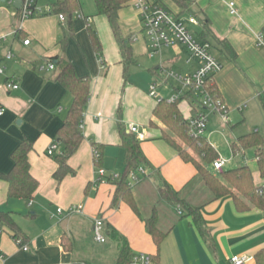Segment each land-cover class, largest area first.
I'll list each match as a JSON object with an SVG mask.
<instances>
[{
  "label": "crops",
  "instance_id": "obj_1",
  "mask_svg": "<svg viewBox=\"0 0 264 264\" xmlns=\"http://www.w3.org/2000/svg\"><path fill=\"white\" fill-rule=\"evenodd\" d=\"M79 2L81 18L73 23L79 52L75 40H70L67 51L62 52L59 45L62 22L58 16L44 14L20 20L16 7L13 5L11 9L6 0H0V37L6 36L0 53L11 51L13 54L14 44L18 42L20 50L29 53L35 51L24 56L33 62L36 58L42 60L31 63V69L24 70L15 66L8 72L9 68L5 65V77H13L18 82L17 91H6L0 84V174H7L11 170L12 152L23 140H27L33 144L28 155L30 173L38 182L33 199L25 201L9 199L7 183L0 179V212L12 214L24 235L23 243L18 244L8 230H0V264H116L123 240L127 241L133 256L129 264H231L233 256L251 257L252 261L245 264H256L253 257L264 248L263 211L249 205V210L238 212L231 197L210 202L203 188H186L195 179L196 169L191 163H185L173 148L160 139L161 129L149 127L152 111L158 101L149 95V89H138L129 68L127 76L124 74L113 35L111 38L105 33V42L101 38L99 54L93 47L94 54H87L81 46L85 31L89 38L90 21L98 27L102 26L105 18L97 16L93 2L91 9L85 5L82 8V0ZM229 2L235 4V15L230 14ZM151 3H157L181 18L194 16L200 23L198 27H201L202 21L208 22L212 53L222 65V69L213 77L214 86L228 115L231 108H237L243 115V109L248 108L249 104L260 105L259 96L264 94V50L257 46L256 35L260 33L264 37V0H192L189 15L180 9L173 11L168 4L173 3L172 0H155ZM48 5L37 2L43 12ZM122 15L125 21H130L129 30L134 32L140 28L136 38L142 37V45L146 52L149 51L148 40L141 35L142 26L136 11ZM90 16L94 17L93 21ZM122 22L121 19V26ZM19 34H24L23 40L19 39ZM130 34H133L131 36L135 41V34ZM8 38H12L10 44L7 43ZM24 40H29L30 45L24 46ZM219 41L231 46L236 54L235 62L224 54ZM179 48H173L178 50V54H175L172 62H177L183 52L187 53L183 47ZM82 50L83 54H80ZM61 55L73 65L79 77L91 78V87L81 124L84 138L68 160L74 173L58 183L53 178L57 168L54 155L61 148L56 135L72 97L53 80L55 69L49 71L43 64L47 59ZM139 55L133 52L134 57ZM14 58L13 54V60L9 62L15 64ZM188 59L189 56L185 63L189 69L181 74H190L197 67L196 62ZM158 68L144 70L148 73L144 75L146 82L149 79L150 86L156 83L155 70ZM180 107L186 116L195 115L186 103ZM241 107L244 108L239 110ZM217 115H209L208 120L212 116L219 119ZM129 125L136 126L144 133L140 146L150 163V167L144 169L145 174L132 184L133 195L140 203L144 194L152 193L157 200L154 205H157L162 221L161 228L169 230L161 244L158 263L150 260V256L156 254V247L144 222L126 203L113 205L116 187L109 178L112 174L120 175L125 168V151L121 146L119 127L129 132ZM54 143L58 151L49 156L47 150ZM94 146L101 148L102 161L98 166L93 157ZM99 168L105 170L108 176L106 180L99 181ZM224 169L227 170V163ZM253 180L264 191V177L259 172L255 177L253 175ZM163 182L173 190L181 191L186 200L202 208L203 219L213 240L212 250L199 235L191 218H181L182 214L174 207L158 203V190ZM154 205L147 204L145 210L150 214ZM77 206L82 207L80 212L74 210ZM58 210L61 212L58 213ZM140 210L143 218L148 217L149 214L142 213V208ZM97 217L104 222L105 242L102 244L93 238V223ZM114 231L118 239L112 236L111 232ZM63 241L69 245L68 249ZM23 246H26V251ZM141 256L149 261L140 260Z\"/></svg>",
  "mask_w": 264,
  "mask_h": 264
},
{
  "label": "trees",
  "instance_id": "obj_2",
  "mask_svg": "<svg viewBox=\"0 0 264 264\" xmlns=\"http://www.w3.org/2000/svg\"><path fill=\"white\" fill-rule=\"evenodd\" d=\"M132 1L93 0L97 16H102L107 20L113 38L118 46L126 76L128 68L135 63L132 51L134 38L131 35L125 37L121 34L119 20L121 11L128 8ZM172 2L182 13H185L188 12L192 0H172ZM49 6L51 11L50 15H62L64 17V21L62 22V38L59 41L61 50L64 52L68 40L74 36L73 18L74 14L76 15L80 11V2L79 0H53ZM16 11L20 13L19 8H16ZM201 27L202 30L198 34L199 39L209 42L208 35L210 29L208 22L202 21ZM88 31L91 45L95 52L99 54L101 44L97 33L90 27H88ZM19 39L23 40L24 34H19ZM219 44L224 54L232 62H235L236 54L231 46L225 41H219ZM46 63L54 65L55 72L53 80L61 84L72 97V103L56 135V141L61 148L60 152L54 155L57 168L53 174V178L60 183L66 176L74 173L68 165V160L78 150L84 138L81 124L85 108L90 98L91 78L79 77L73 65L64 55L49 58L46 60ZM211 80L209 79V81ZM216 91V94L221 98L219 91ZM259 101L264 113V94L259 96ZM182 103H186L195 113L200 108L197 97L192 92L180 96L174 102H168L164 99L160 100L156 103L152 111L153 117L149 122V127L161 129L160 139L164 140L173 148L185 163H191L195 167L196 177L186 185V188L191 186H196L198 189L199 186L203 188L202 184L198 182L201 181L205 189L209 191L208 196L210 197V202L231 197L238 212H245L249 210V205H252L264 213V191L254 184L253 174L248 166L244 165L227 169L220 175L214 174L211 170V166L219 157V154L204 136L196 138L189 135V117L182 111L180 107ZM119 136L121 146L125 151V168L118 179L113 181L116 187L113 196V205L119 202L126 203L144 222L145 229L156 247V254L150 256V260L153 263H158L160 247L169 230L164 231L161 228L162 221L157 211V205L152 207L148 217L143 218L141 216L140 203L133 195L132 186L129 185L130 174L136 172L139 168L146 169L150 167V163L142 152L140 141L134 134L127 132L125 128L120 126ZM32 148L33 144L31 142L23 140L11 154L13 163L11 170L7 174H0V179L7 183V197L9 199H22L25 201L33 199L38 182L30 173L28 155ZM93 148L99 153V158L95 160L97 162L96 164L97 166L101 165V148L97 146ZM247 149H253L259 175L264 177V136L258 130L240 136L231 144L233 153ZM158 194V203H164L174 207L177 211L181 212V218H191L199 235L209 249L212 250L213 240L210 237L209 230L203 219L201 213L202 208L190 203L181 191L173 190L166 182H163L158 190ZM0 230H8L14 240H20V243H23L24 235L15 224L12 214L0 212ZM111 234L115 239H118V234L115 231L111 232ZM63 245L66 249L69 248V245L64 241ZM132 260L133 256L127 241H121L116 264H129ZM253 260L256 264H264V248L255 253Z\"/></svg>",
  "mask_w": 264,
  "mask_h": 264
},
{
  "label": "built area",
  "instance_id": "obj_3",
  "mask_svg": "<svg viewBox=\"0 0 264 264\" xmlns=\"http://www.w3.org/2000/svg\"><path fill=\"white\" fill-rule=\"evenodd\" d=\"M39 0H10V4L14 5L16 2L20 3V20H26L44 14H50V6H47L45 12L37 6ZM132 7L135 9L142 26V31L147 37L149 43L148 56L150 58L155 57L161 53L162 48H175L177 46L183 47L188 56V61L196 62L195 71L190 74H181L173 71H167L162 69L165 73L166 79L172 78L178 82L181 89L177 90V95L172 97L168 102H174L180 96L185 95L188 92H192L198 100V106L200 107L195 115L190 116L188 119V132L192 137H201L204 135L209 115L218 114L224 122H228L227 108L223 103L222 99L216 94L217 88L214 86L213 77L221 69V63L216 59L212 53V45L207 41L196 39L194 33L190 27L200 26L199 21L194 16H187L181 18L177 15L172 14L163 6L157 3H151L147 0H133ZM230 14L235 15L237 13L235 4L229 2L228 4ZM77 18H81L79 13L76 14ZM61 22L64 21L62 15L58 16ZM6 40V36L0 37V46L3 41ZM257 46L264 50V37L262 34L256 35ZM24 46L30 45L29 40L23 41ZM13 60V54L11 51H7L4 54L0 53V81L2 87L9 92L17 91L19 89L18 82L13 78L5 77V63ZM43 69V68H41ZM46 69L51 71L54 70V65L47 63ZM209 79H212L209 81ZM156 83H153L149 89V95L155 98L157 101L163 100L156 92ZM244 107L239 108L242 110ZM2 112V111H1ZM82 127V125H81ZM128 130L130 133L135 134L136 138L140 141L143 140L145 135L140 132L139 129L134 125H129ZM58 151L56 143L51 145L47 150V155L53 156ZM94 160L99 158V153L93 148ZM227 161L218 157L212 164L211 170L216 175L222 174L225 170ZM99 181L106 180L108 176L104 169L99 168L97 170ZM145 170L139 168L136 172H132L129 176V185L137 183L139 176L144 175ZM119 175L112 174L110 180L114 181L118 179ZM81 206L74 208L76 212H80ZM61 210H58V213ZM181 212L179 211V214ZM93 238L97 243L105 242L104 235V222L100 217L95 218L93 223ZM18 244L20 240L17 241ZM23 250L26 251V246H23ZM140 260L148 262V258L141 256ZM252 261L251 257L233 256L230 259L231 264H245Z\"/></svg>",
  "mask_w": 264,
  "mask_h": 264
},
{
  "label": "rangeland",
  "instance_id": "obj_4",
  "mask_svg": "<svg viewBox=\"0 0 264 264\" xmlns=\"http://www.w3.org/2000/svg\"><path fill=\"white\" fill-rule=\"evenodd\" d=\"M149 1L154 2L155 0H149ZM9 2L10 0H6L7 6H9V8L12 9L13 5L10 4ZM52 2L53 0H39L38 4L39 5H42L45 3L51 4ZM92 2H93L92 0H89V3L87 0H84V2L82 0V8H83V5H85L86 8L88 7L91 9L93 5ZM168 4H169V7L173 11L179 10V8L174 3H171L172 5L170 3ZM134 10L135 9L132 6L122 10L120 14V20H119L120 32L123 36H126L130 33L135 34V41L133 42V46H132L133 52L134 54H140L139 56L134 57L135 63L129 67L130 73L132 72V79L134 80V83H136V86L139 87L138 89L148 90L150 89V84H148L149 79L147 82L145 79L146 78L145 75L146 74L148 75V73L147 71H144V70L146 68H150L154 70L156 66L159 67L157 70H155L157 73L154 78L156 80V85H157L155 92L158 93L161 98L165 100H170L172 96L177 95V90L181 89V86L178 82H176L172 78L166 79L165 73L162 72V69H165L167 71L168 70L173 71L176 73H184L185 71H187V69H189V66H187L185 63V61L188 58V55L187 53L183 52V54L180 56V59L177 62L176 61L172 62L175 57V54H178V50H174L173 48L168 47V48L161 49V53H160L161 55L160 54L156 55L155 57H153V59H150L148 57V52L150 50L149 51L147 50L146 52V49L142 45V42H141L142 37L139 36L138 40L136 38L138 37L136 33L140 32V28L138 31H134V32L129 30L131 27L130 21L127 22L125 21V18L122 17L123 13L125 14L127 12H134ZM191 11L192 10L190 9L189 12H185L186 15H189ZM90 18L93 21L94 17L90 16ZM121 19L123 21L122 26L120 24ZM74 20H77V17L75 14L73 18V23H74ZM103 20L104 21H103L102 26H98V27H96L95 24L91 23L90 21L91 29L97 33L98 39L101 44H102L101 38L103 39V42H105V36H104L105 33L111 36L112 38V34L110 32L108 24L106 23L105 19ZM73 29H74V36L68 40L65 52L68 49L69 41L76 39L75 37L76 33H75L74 26H73ZM191 31L194 33L195 38L199 39L198 34L201 32V27H192ZM130 35H133V34H130ZM141 35L147 39L143 31L141 32ZM81 39H82L81 46L85 49L86 53L94 54V51L92 49V46L90 45V40L88 38V34L86 31L84 34H82ZM76 40L74 42L75 47L77 46ZM11 41H12V38H8L7 43L10 44ZM19 46L20 45L17 42L14 44V48H13L15 64L11 62H7L5 64L9 68L8 72L11 71V69L15 66L16 67L20 66L22 70L28 69V68L31 69V67H29L31 63H37L38 61H42L36 58L35 62H33L31 59L27 58L23 54H34L35 51H33V53H29V51L24 52L19 49ZM179 47L180 46H177V48ZM76 50L79 52V49H77V47H76ZM80 54H83V50L82 52H80ZM43 65L46 68L47 64L44 63ZM243 112L244 113L242 115L241 113L237 111V108H234V109L231 108L230 113L228 115V122H224L220 118L219 115H217V118L219 119H216L215 117L212 116L211 119L207 121V128L203 136L208 140V142L212 146L215 147V149L217 150L219 154V157L227 161V169H232L235 167L246 165L250 168L252 174L255 177V175L258 173V167H257V163L254 158L253 149H247L244 151L240 150L236 153H233L231 150V144L234 143L240 136L246 135L255 130H258L259 133L262 136H264V113L262 112V109L259 104L257 105L249 104L248 108L243 109ZM198 182L202 184L205 190V193L209 195V191L205 189L203 183L201 181H198ZM156 201H157L156 197H154L152 193L144 194L140 202L142 213L149 214L148 210H145L147 208V204L154 205ZM162 210L163 212L165 211V209H162ZM162 210L160 211L162 212Z\"/></svg>",
  "mask_w": 264,
  "mask_h": 264
},
{
  "label": "water",
  "instance_id": "obj_5",
  "mask_svg": "<svg viewBox=\"0 0 264 264\" xmlns=\"http://www.w3.org/2000/svg\"><path fill=\"white\" fill-rule=\"evenodd\" d=\"M14 6H15L16 8H19L20 3H19V2H16V3L14 4Z\"/></svg>",
  "mask_w": 264,
  "mask_h": 264
}]
</instances>
